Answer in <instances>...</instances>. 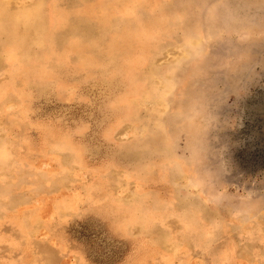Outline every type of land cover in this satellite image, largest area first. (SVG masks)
<instances>
[{
    "label": "rangeland",
    "instance_id": "rangeland-1",
    "mask_svg": "<svg viewBox=\"0 0 264 264\" xmlns=\"http://www.w3.org/2000/svg\"><path fill=\"white\" fill-rule=\"evenodd\" d=\"M0 264H264V0H0Z\"/></svg>",
    "mask_w": 264,
    "mask_h": 264
},
{
    "label": "bare ground",
    "instance_id": "bare-ground-1",
    "mask_svg": "<svg viewBox=\"0 0 264 264\" xmlns=\"http://www.w3.org/2000/svg\"><path fill=\"white\" fill-rule=\"evenodd\" d=\"M60 18H58V21H60L59 20ZM43 22V19H42V17L40 18V20L38 21V22H36V24L37 25H40V23H41V25H40V27H43L44 26V23H42ZM91 37V36H90ZM95 41V40H94ZM97 43V42H96ZM76 47V46H75ZM76 48H78V47H76ZM70 50V49H69ZM70 52V51H69ZM12 55V54H11ZM21 64V63H20ZM19 64V65H20ZM26 67V66H25ZM9 74V73H8ZM177 181V180H176ZM182 186V185H181Z\"/></svg>",
    "mask_w": 264,
    "mask_h": 264
}]
</instances>
